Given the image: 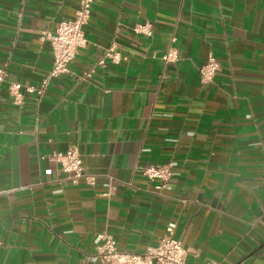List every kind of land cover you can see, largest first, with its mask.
Listing matches in <instances>:
<instances>
[{"label": "crops", "instance_id": "crops-1", "mask_svg": "<svg viewBox=\"0 0 264 264\" xmlns=\"http://www.w3.org/2000/svg\"><path fill=\"white\" fill-rule=\"evenodd\" d=\"M78 2L0 0V264H104L97 233L141 254L170 223L186 264H264V0H93L69 71L14 104L7 82L47 77L41 35ZM110 46L120 62L97 65ZM72 145L94 186L56 181L48 156ZM169 161L180 174L157 192L139 168Z\"/></svg>", "mask_w": 264, "mask_h": 264}, {"label": "built area", "instance_id": "built-area-1", "mask_svg": "<svg viewBox=\"0 0 264 264\" xmlns=\"http://www.w3.org/2000/svg\"><path fill=\"white\" fill-rule=\"evenodd\" d=\"M93 0H79L74 14L69 19L61 20L53 32H43L41 38L49 42L52 51V63L47 77L39 85H25L19 82H7V92L16 105L23 100V92L33 94L39 100L48 85L49 79L69 71V64L85 42L84 26L90 18ZM135 34L151 35V25L148 22L137 23L132 27ZM174 37L170 39L169 46L161 54L160 59L164 64L178 60V51L173 45ZM121 60L120 53L113 46L104 50L102 56L96 61L103 65L106 61L118 64ZM219 70L218 61L209 54L206 61L198 68L199 82L207 84L212 82ZM88 75V74H86ZM6 73L0 68V86L6 81ZM48 159L58 171L64 174L57 182L66 181L77 184L83 181L88 186H94L97 175L87 173L81 165L80 156L75 145L64 152H55ZM139 172L149 181H155V190L170 189L169 179L180 174L174 161L161 164H149L139 168ZM109 182L112 178H108ZM108 182V185H109ZM174 224L170 223L165 232L158 238L155 245L148 247L143 253L119 251L116 239L104 232L97 233L93 239L94 254L89 256L93 262L104 264H186L185 256L188 251L179 239L173 235ZM203 264H215L205 262Z\"/></svg>", "mask_w": 264, "mask_h": 264}]
</instances>
